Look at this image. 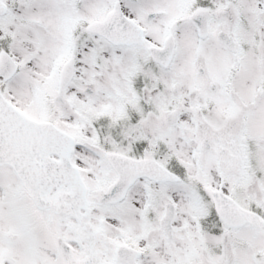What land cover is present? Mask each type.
I'll list each match as a JSON object with an SVG mask.
<instances>
[{"label": "snow or ice", "instance_id": "snow-or-ice-1", "mask_svg": "<svg viewBox=\"0 0 264 264\" xmlns=\"http://www.w3.org/2000/svg\"><path fill=\"white\" fill-rule=\"evenodd\" d=\"M0 264H264V0H0Z\"/></svg>", "mask_w": 264, "mask_h": 264}]
</instances>
